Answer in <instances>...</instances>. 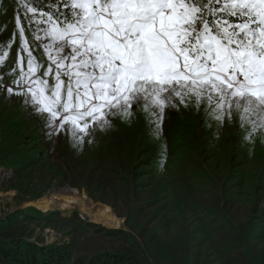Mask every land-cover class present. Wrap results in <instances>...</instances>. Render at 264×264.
I'll use <instances>...</instances> for the list:
<instances>
[{"label": "rangeland", "instance_id": "rangeland-1", "mask_svg": "<svg viewBox=\"0 0 264 264\" xmlns=\"http://www.w3.org/2000/svg\"><path fill=\"white\" fill-rule=\"evenodd\" d=\"M22 2L0 0V54L8 51L0 75L9 84L20 49L17 16L29 44L37 43ZM33 54L47 68L43 48ZM173 103L159 125L134 104L130 117L110 116V126L76 143L63 130L50 136L22 97L0 91V239L115 252L130 264H264V129L241 126L236 111L217 120L206 101ZM70 187L108 206L121 226L92 223L78 206L27 204Z\"/></svg>", "mask_w": 264, "mask_h": 264}, {"label": "snow or ice", "instance_id": "snow-or-ice-1", "mask_svg": "<svg viewBox=\"0 0 264 264\" xmlns=\"http://www.w3.org/2000/svg\"><path fill=\"white\" fill-rule=\"evenodd\" d=\"M21 7L37 43L29 44L17 16L20 49L7 73L14 79L0 75V91L22 97L50 136L63 130L83 143L110 126V116L128 118L141 103L159 125L174 98L206 101L221 121L236 111L241 126L264 129V0H50L48 11L44 0H23Z\"/></svg>", "mask_w": 264, "mask_h": 264}, {"label": "trees", "instance_id": "trees-1", "mask_svg": "<svg viewBox=\"0 0 264 264\" xmlns=\"http://www.w3.org/2000/svg\"><path fill=\"white\" fill-rule=\"evenodd\" d=\"M104 232L118 233L113 229ZM126 259L124 254L109 251L76 254L65 245L39 246L26 239H0V264H130L124 263Z\"/></svg>", "mask_w": 264, "mask_h": 264}, {"label": "bare ground", "instance_id": "bare-ground-1", "mask_svg": "<svg viewBox=\"0 0 264 264\" xmlns=\"http://www.w3.org/2000/svg\"><path fill=\"white\" fill-rule=\"evenodd\" d=\"M27 204L33 205L42 211L51 210L54 204L59 205L61 208L78 206L81 212L86 215L85 217L93 223L108 228H118L121 224V219L117 218L108 206H96L74 187H70V189L63 188L59 192L43 196Z\"/></svg>", "mask_w": 264, "mask_h": 264}]
</instances>
